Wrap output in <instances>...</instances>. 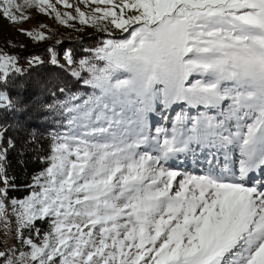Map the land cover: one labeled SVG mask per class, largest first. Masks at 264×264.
Instances as JSON below:
<instances>
[{
    "label": "snow or ice",
    "instance_id": "obj_1",
    "mask_svg": "<svg viewBox=\"0 0 264 264\" xmlns=\"http://www.w3.org/2000/svg\"><path fill=\"white\" fill-rule=\"evenodd\" d=\"M79 3L96 7L86 14L76 6L72 15L51 0H0V17L12 24L35 8L108 36L71 72H86L94 94L60 105L69 130L54 137L50 166L34 177L38 190L12 202L18 237L37 220L47 219L50 229L39 243L22 240L30 251L18 260L0 252L4 264H264V185L245 183L264 171V0ZM66 59L75 63L70 53ZM15 61L0 54V81L22 73ZM51 63L58 64L54 52ZM179 103L205 111L177 115L170 133L158 129L151 138L147 114ZM13 107L0 91V108ZM192 145L223 151L225 162L209 161L200 175L163 166ZM233 148L238 173L228 162ZM5 153L0 182L7 187ZM6 215L0 200L5 224Z\"/></svg>",
    "mask_w": 264,
    "mask_h": 264
},
{
    "label": "trees",
    "instance_id": "obj_2",
    "mask_svg": "<svg viewBox=\"0 0 264 264\" xmlns=\"http://www.w3.org/2000/svg\"><path fill=\"white\" fill-rule=\"evenodd\" d=\"M4 25H0V53H13L21 62L37 57L43 61L29 64L22 73L11 72L6 83L0 81V91L6 92L15 105L0 108V147L6 150L2 164L9 179L6 197L21 200L38 190L33 187L34 177L50 165L54 137L69 130L67 113L60 105L72 96H79L81 99L75 103H82L95 92L85 83L86 72H81L79 78L73 76L72 71L51 63L52 53H70L79 63L81 59H91L94 49L107 37L99 33L59 36L52 32L41 43H31L21 40L9 24ZM49 229L47 219L37 220L31 229H23V235L39 243Z\"/></svg>",
    "mask_w": 264,
    "mask_h": 264
},
{
    "label": "rangeland",
    "instance_id": "obj_3",
    "mask_svg": "<svg viewBox=\"0 0 264 264\" xmlns=\"http://www.w3.org/2000/svg\"><path fill=\"white\" fill-rule=\"evenodd\" d=\"M51 2L55 4L59 12L61 13L69 12L72 15H76V12H75L76 6H78L80 10L85 12L86 14L91 13L92 8L96 7V5L89 6L83 3H79V0H69V2L74 5L73 8H65L63 4H57L56 0H51ZM101 7H103V5H101ZM27 15L29 16V19H27L23 23H18V24H12L7 19L0 17V25H4V24L6 25L7 23H9V25L13 27L16 33L21 34V35L23 34L20 30L23 29L25 32H33V33L40 32V33H43L44 36L52 32L59 36H62V35L66 36L69 33H73L74 35H77V36L79 35L84 36V34L99 33V34L105 35V37L108 38L106 33L99 31L96 27L80 24L78 19L69 20L68 24L64 25V24L59 23L56 20L54 13L52 14L41 13L35 8L28 9ZM42 22H47L48 25L46 27H41L40 23ZM8 26H7V29L11 32H14ZM114 35L119 36V32L115 31ZM25 36H26L25 38H23L22 36H19V37L20 39H23L25 42L41 43L42 41V40L40 41L34 40L27 35ZM57 61H58V64H61L65 67L70 68V66L67 64L64 58L58 57ZM33 62H35V58L27 60L25 64L26 66H28L29 64ZM16 67L20 69L23 68L22 64H16ZM202 111H205V109L189 107L188 105L182 104V103L174 104L171 107H165L163 105L157 104L155 106V109L152 112L147 114L148 134L151 138L154 139L157 137L158 129H167L169 132H171L173 124L176 123L177 115H183L187 113L189 116H197ZM209 114L216 115L217 119L223 118L217 112H215V110L209 112ZM0 151H3L1 147H0ZM6 188L7 187L5 186V184L3 182H0V189L6 191ZM0 200H2L3 203L5 204L6 211H7V215L5 217V219L7 220V224L4 223V220H0V252H5L7 255L11 256L13 260H18L21 252L30 251L28 245L23 243L22 240L32 239L33 242L35 243H38V242L35 241L33 237L25 236L23 235V233H22V238L17 236V226L15 223V217L12 211V202L20 201V200L8 199L4 195H0ZM21 200H24V199H21ZM0 264H4V261L2 258H0ZM29 264H31V262H29Z\"/></svg>",
    "mask_w": 264,
    "mask_h": 264
},
{
    "label": "bare ground",
    "instance_id": "obj_4",
    "mask_svg": "<svg viewBox=\"0 0 264 264\" xmlns=\"http://www.w3.org/2000/svg\"><path fill=\"white\" fill-rule=\"evenodd\" d=\"M232 130H235L234 125L232 126ZM160 139L162 140L163 136H161ZM191 147L192 150L184 153H178L175 156L170 157L167 162H162L163 166L169 168L170 170L179 171L183 174L200 175L209 168V161H212L213 165L217 166L222 165L225 162L223 151H217L215 148L198 147L196 145H192ZM213 153L216 155L213 156ZM228 162L233 171L238 173V148H233L231 150ZM255 175H258L259 177L253 178ZM261 179L264 180V171L257 170L249 174L245 183L248 186H259V184H261Z\"/></svg>",
    "mask_w": 264,
    "mask_h": 264
}]
</instances>
